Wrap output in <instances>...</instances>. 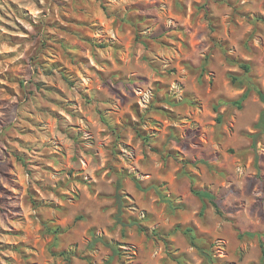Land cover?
<instances>
[{"label": "rangeland", "instance_id": "obj_1", "mask_svg": "<svg viewBox=\"0 0 264 264\" xmlns=\"http://www.w3.org/2000/svg\"><path fill=\"white\" fill-rule=\"evenodd\" d=\"M259 90L264 0H0V264H261Z\"/></svg>", "mask_w": 264, "mask_h": 264}, {"label": "trees", "instance_id": "obj_2", "mask_svg": "<svg viewBox=\"0 0 264 264\" xmlns=\"http://www.w3.org/2000/svg\"><path fill=\"white\" fill-rule=\"evenodd\" d=\"M249 90H247L241 97V99L239 101H236V103H239L240 101H243L247 96H248ZM258 94L260 95L261 99L264 101V92H262L261 90L258 91ZM255 129H258L260 132L264 131V108L262 109L259 119L258 121L255 123L254 125ZM122 189V182L121 180H119L116 184V193H115V198H116V203L118 205V214H117V220L118 223H121L122 225H125V222L122 219V196L120 194V191ZM195 193L205 202L206 199L210 200L214 206L216 208H218V199L216 197V195L209 191V190H197L195 191ZM205 209V203L202 207V210ZM184 233L187 235L188 239L190 240V243L196 247L198 249V251L201 253L202 256H204L205 261L207 264H213V259L212 256L210 254V252L205 248L202 247L199 243H198V236L195 232V229L193 227H186L184 229ZM247 236L249 237H253V236H263V234L260 233H254V232H246L245 233ZM240 236L242 237L243 234L240 233ZM98 242H101L105 245H107L108 247L111 248V250L113 251V253H118V249L116 247V245L113 242L107 241L106 239H104L103 237H93L92 239V243L91 246H94L95 244H97ZM262 258H261V264H264V243L262 242Z\"/></svg>", "mask_w": 264, "mask_h": 264}]
</instances>
